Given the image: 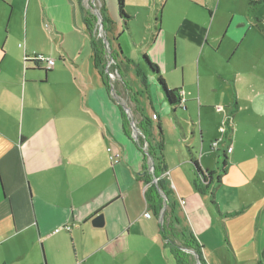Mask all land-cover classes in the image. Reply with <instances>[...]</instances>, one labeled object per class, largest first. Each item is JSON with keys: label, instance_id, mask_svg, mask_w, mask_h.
I'll list each match as a JSON object with an SVG mask.
<instances>
[{"label": "crops", "instance_id": "crops-1", "mask_svg": "<svg viewBox=\"0 0 264 264\" xmlns=\"http://www.w3.org/2000/svg\"><path fill=\"white\" fill-rule=\"evenodd\" d=\"M102 1L115 41L135 44L128 19L147 9L144 50L149 59L151 50L162 56L150 60L169 74L168 88L180 91V104L170 105L142 56L138 64L162 111L164 179L177 228H186L202 253L205 244H236V234H249L237 244H255L254 257H264V0H125L126 22L117 0ZM20 3L26 31H4ZM81 6L78 0H0V264H178L161 234L162 211L149 206V184L141 178L148 165L137 145L145 138L139 127L145 110L131 102L126 129L122 114L101 104L100 89L92 97L79 63L78 44L88 36ZM34 22L52 24L50 33L28 31ZM35 53L57 55L60 65L55 61L46 72L26 63L25 55ZM224 156L228 168L215 205L211 189L197 188L192 158L207 171L218 170ZM99 214L105 224L95 227ZM66 225L70 230L55 232Z\"/></svg>", "mask_w": 264, "mask_h": 264}, {"label": "rangeland", "instance_id": "rangeland-1", "mask_svg": "<svg viewBox=\"0 0 264 264\" xmlns=\"http://www.w3.org/2000/svg\"><path fill=\"white\" fill-rule=\"evenodd\" d=\"M133 1L135 4H139L138 0H133ZM254 1H258V0H254ZM82 3L87 9L90 10V12L95 17V19L93 17L94 35L98 40L103 42L102 45L104 48V55H105L103 57L104 60L106 59L104 72L108 76V80H107L108 86H107L104 84L103 78L95 66L94 48L91 41V33L88 28H85V30L88 33V36L85 37L87 39V42L84 41L82 44L81 43L78 44L80 45V49L83 50L82 55L79 58V63L81 66H84L85 69V74H84L85 82H91L89 86L92 89V93H91L92 97L94 94H96L97 97L98 89H100L99 97L101 100V104L107 106V111H109L110 108L112 114H116V115L124 114L129 119L128 122L129 124L131 123L134 117L133 114L134 111L131 106V102L136 101L140 104V108L143 109V111L145 110L144 111L145 117L149 119V121L152 123L153 126H157L158 116H159L158 113H162L160 109L159 98L157 97L158 92L157 90L151 88V85L148 81H147V85L143 84L142 77L140 74L145 72L144 69L138 64V62L142 59L143 55H146L147 57L150 56L144 50V48L149 45V41L144 40V38L140 35L145 32L143 27L147 26V17H148L147 9L146 8L140 9L137 17H135L134 19L131 18L128 19L132 23L131 25L134 29V32L137 33L134 42L136 44L135 45L133 44V42L130 41L128 43L126 41L124 42L122 38H117L119 40L117 41L116 39L115 41V36L112 37V35L110 34L109 31L110 26L108 25L107 28L106 26L103 25V19H101L100 21V17L97 14V12L100 11L101 13V8L105 6L104 1L83 0ZM6 4L9 3L7 2ZM20 6L21 3L14 11L11 20L10 17L7 18V21L5 22L4 25V31L10 33L13 32L15 34H24V32L26 31V27H27L25 20L26 17L25 15L21 16ZM8 10H9L8 13L10 14L12 12L11 5L8 7ZM124 11L125 14L130 17L131 8L126 1H125ZM48 27H52V24L50 23L42 24V27L40 28V24L34 22L33 25L28 24V31H32L34 34L40 36L43 32L42 29L49 32ZM54 41L58 49H60V44L58 43L56 38H54ZM159 43H160V39L158 40V44ZM149 52L151 53L152 58L154 56L162 58V56H158L159 53L156 52L155 50L154 51L151 50ZM120 53L122 54L120 55ZM54 57L59 66L60 65L59 57L57 55ZM152 58L150 57V59ZM171 59L172 58H170V61ZM150 61L153 62L152 60ZM166 73L167 72H163V73L160 72L163 79L168 77L166 78L167 85L169 87H172L173 82L168 76L169 74ZM145 77L147 80L146 74ZM79 83H81L80 80ZM210 85H212V83H210ZM141 104L143 105V108ZM152 105L155 107L156 110L152 109ZM179 115L180 117H182L181 113H179ZM145 154L147 155V153ZM147 158L149 165L152 166V158L148 155ZM149 170L153 171L150 169V167ZM164 177L165 176L163 174L162 178ZM221 212L225 213L222 210ZM249 237H250L249 234L242 233V235L240 236L239 233L236 234L234 237V242L236 244H227V243L219 244L218 242H216V244H205L204 253H206L208 259L210 260H207V258L203 257L202 255L203 261L206 264H264V257L262 256V254L261 257L258 256L254 257V253L256 252L255 244H237L240 241L247 240ZM191 250L194 249L184 248V251L190 254L189 256L192 264H201L198 263L196 256ZM194 252L196 251L194 250ZM146 262L147 264H167L162 261L153 262L152 260L151 261L145 260V264Z\"/></svg>", "mask_w": 264, "mask_h": 264}, {"label": "trees", "instance_id": "trees-1", "mask_svg": "<svg viewBox=\"0 0 264 264\" xmlns=\"http://www.w3.org/2000/svg\"><path fill=\"white\" fill-rule=\"evenodd\" d=\"M79 5L81 6V2L83 0H78ZM118 5V11L120 17L126 22L129 16L125 14L124 7H125V0H117ZM81 8L85 11V21L87 28L90 30L91 33V41L94 48V59H95V66L98 70V72L101 74L104 84L107 85L108 76L104 72L105 68V60H104V48H103V42L98 40L94 35V15L90 12L89 9ZM101 14L103 19V25L108 28V25L113 23V21L109 18L107 15V9L105 6L101 8ZM94 17V19H93ZM144 62L147 65V67L153 72L158 75V83L163 88V91L165 93V97L167 99V102L172 105L176 106L180 103V91L176 89H169L165 83V80L160 75L159 67L157 64L150 61V59L144 55L143 56ZM115 60V59H114ZM116 61V60H115ZM29 63V62H28ZM39 68V66H37ZM45 69V68H44ZM46 72L51 71V69H45ZM142 77V82L144 85H147V80L145 77V73L140 74ZM108 86V85H107ZM136 109L138 111H142L140 108V105L138 102H136ZM123 121L125 124V128L127 129L129 127V119L122 114ZM140 129L143 131V134L145 135L144 140L140 139L137 141V145L143 151L145 162L148 163V165L145 164V173L143 176H141L142 180L149 184L147 190H146V200L149 203V206L154 210L155 214L160 215L161 211L164 207L163 197L162 193L167 198V206L165 207V210L163 212L164 221L162 223V230L161 234L163 238L166 240V245L170 248L172 254L174 255L176 261L178 264H192L190 260V254L184 251V248H192L196 251V253L200 257V263L205 264L201 257V244H199L196 239L190 234V232L186 228H177V224H179V218L175 215V207L174 203L171 200V188L168 186L167 180L162 178V175L166 171L165 167V156H164V147H163V133L161 127L158 125L157 129L159 132V137L154 138L153 136V130L154 127L147 119L146 117L143 118V120L139 124ZM144 142L147 143V150L144 151ZM152 158V161L154 163V170H149V162L147 155ZM193 165L195 167V173L197 174L198 180L197 182V188L200 192L205 193L209 189H211V196L213 198V203L217 205L216 201L214 200V191L217 187V185L221 182V177L224 173H226L228 168L227 158L226 156L223 157V160L221 162V166L218 170H203L199 164V162L193 157L192 158ZM158 178V182L155 183L154 179ZM199 181V182H198ZM214 185L211 187V185ZM160 189V190H159ZM162 193H161V192ZM178 241L181 243L179 244Z\"/></svg>", "mask_w": 264, "mask_h": 264}, {"label": "built area", "instance_id": "built-area-1", "mask_svg": "<svg viewBox=\"0 0 264 264\" xmlns=\"http://www.w3.org/2000/svg\"><path fill=\"white\" fill-rule=\"evenodd\" d=\"M48 28L51 29L50 27H48ZM55 61L56 60L53 57L47 56V55H44V54H36L35 53V54L31 55V56L25 55V62L26 63H28V62L30 63L31 62V63H33V65L35 67L44 65L45 69H52L55 66ZM227 130L228 129H227V127L225 125L221 128V132L222 133L227 132ZM211 146H212L213 149L217 148L218 140L213 142L211 144ZM144 149H145V151L147 150V145H145ZM227 151L228 152L232 151V146L231 145L228 146ZM117 159L118 158H113L114 162H117L118 161ZM150 169L152 170L151 166H150ZM158 180H159L158 178H155L154 182L157 183ZM62 229L70 230V226L66 225L64 227H58V228H56L55 232H58V231H60Z\"/></svg>", "mask_w": 264, "mask_h": 264}, {"label": "water", "instance_id": "water-1", "mask_svg": "<svg viewBox=\"0 0 264 264\" xmlns=\"http://www.w3.org/2000/svg\"><path fill=\"white\" fill-rule=\"evenodd\" d=\"M97 14L99 15V17H100V21H101V19H102V15H101V13H100V11H98L97 12ZM100 23H102V22H100ZM152 170H154V163H153V161H152ZM160 190V189H159ZM161 192V191H160ZM162 193V192H161ZM163 195V194H162ZM163 197H164V199H165V205H164V208H163V210H162V213H161V222H163L164 221V216H163V212H164V210H165V207L167 206V198H166V196L165 195H163ZM92 224H93V226H95V227H102V226H104V224H105V218H104V215L103 214H99V215H97L93 220H92ZM190 251V250H189ZM193 253H194V255L196 256V258H197V261H198V263H200V259H199V255L196 253V252H194V250H191Z\"/></svg>", "mask_w": 264, "mask_h": 264}, {"label": "bare ground", "instance_id": "bare-ground-1", "mask_svg": "<svg viewBox=\"0 0 264 264\" xmlns=\"http://www.w3.org/2000/svg\"><path fill=\"white\" fill-rule=\"evenodd\" d=\"M127 107V106H126Z\"/></svg>", "mask_w": 264, "mask_h": 264}]
</instances>
